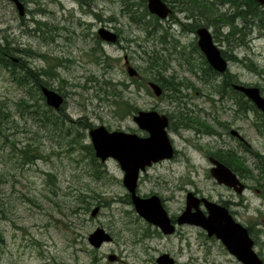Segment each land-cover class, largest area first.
<instances>
[{"label": "rangeland", "instance_id": "obj_1", "mask_svg": "<svg viewBox=\"0 0 264 264\" xmlns=\"http://www.w3.org/2000/svg\"><path fill=\"white\" fill-rule=\"evenodd\" d=\"M130 2L134 4L133 13L145 14L141 0ZM122 3L123 0H42L48 14L37 13L35 18L69 27L81 36L63 34L75 42L65 48L69 44L60 41L66 56L70 55L68 58L73 60L62 62L60 48H48L30 33L26 34L35 27L31 14L26 15L29 22L21 24L25 17L20 19L8 0H0V43L9 46L14 58L24 50L29 68L44 75L47 72L48 76L41 77L42 82L65 99L60 110L50 107L45 97L40 100L41 92L32 84L35 98H40L39 103L46 107L32 114L28 109H21L22 100H30L31 104L35 100L31 101L27 88L19 85L10 70L0 65V106L9 113L7 118H0V233L4 239L0 244V264H158L163 254H169L176 264H241L220 240L209 237L199 227L176 225L175 234L167 236L139 216L134 205L128 202L124 172L115 159L102 163L95 156L99 170L104 172L102 178L95 175L92 156L73 143L75 137L68 133V128L75 135L80 131L82 145H92L89 133L99 126L109 131L142 134L133 121V114H125L117 105L119 100L111 96L122 88L108 89L105 82L110 81L128 86L123 95L135 108L172 112L181 125L195 123V129L185 130L181 126L182 130L169 132L180 154L176 159L147 168L139 180V195L159 196L171 219L184 211L189 192L211 202L228 203L235 219L252 229L255 251L264 259V189L255 180L241 177L248 186L241 196L219 185L210 174L209 159L217 158V152L225 156L232 150L246 158L247 167L253 170L255 160L244 147L260 154L263 151L264 136L255 127L256 116L244 117L236 113L233 102L221 101L212 95V85L200 81L185 65V59L179 57L184 48L190 54L195 40V34L182 31V24L189 22L187 13L179 12L176 7L173 17L177 20L172 23L149 14L134 22L133 16L123 11ZM30 6L36 8L37 4L31 2ZM97 15L105 19L113 16L123 28L120 44L105 43L101 53L95 56L92 52L95 44L82 38V33L87 31V25L91 27L90 33L103 26ZM210 29L214 35V28ZM162 37L167 44H162ZM175 41H178L177 51L173 48ZM215 42L220 49H228L218 40ZM33 50L44 53L46 58L31 57ZM228 53L246 63L252 62L256 70L249 69L245 63L230 61L227 74L242 84L264 89V31L256 29L248 46ZM156 54L167 63L166 69L159 68V74L149 64ZM93 58L101 61L96 63ZM126 58L138 72L136 77L129 76ZM224 75L219 73L217 84L222 83ZM170 80L184 86L190 83L194 89L182 87V99L177 102H172L169 91L165 92L166 99L157 98L149 82L163 87ZM207 94L213 101L204 97ZM46 111L51 118L60 120L54 127L46 123ZM67 117L68 121L62 120ZM197 120L204 122L212 134H206V127ZM80 124L91 128L84 129ZM221 124L229 125L228 130ZM177 127L178 124L174 125ZM231 130L238 131L246 143L231 135ZM27 144L38 149L39 159L23 164L17 150ZM79 198L86 202L80 203ZM97 207L99 213L94 217L92 212ZM98 228H103L113 240L95 249L88 239ZM110 256H116L117 260L110 261Z\"/></svg>", "mask_w": 264, "mask_h": 264}, {"label": "water", "instance_id": "obj_2", "mask_svg": "<svg viewBox=\"0 0 264 264\" xmlns=\"http://www.w3.org/2000/svg\"><path fill=\"white\" fill-rule=\"evenodd\" d=\"M22 11L19 0H11ZM151 14L161 19H167L172 10L163 0H147ZM264 6V0H255ZM22 13V12H21ZM101 38L108 43H115L117 34L101 29ZM198 46L206 57L210 66L220 74H225L229 69V61L223 56L221 49L215 43L211 30L200 27L197 32ZM127 60V59H126ZM130 77H136L138 72L132 67H127ZM149 87L156 97L163 94L161 86L150 82ZM236 91L242 92L257 108L264 113V97L260 89L253 86L233 84ZM43 95L49 106L60 109L64 99L55 90L42 87ZM134 122L140 130L147 132V137L137 133L124 131H109L105 126L92 129L89 133L95 156L105 163L108 159H115L124 172L123 184L131 196L135 210L148 223L157 226L165 235H173L176 225H193L207 232L208 236L216 237L241 264H264L263 260L254 249L255 242L248 229L236 221L230 210L218 203L206 198L199 199L193 192H189L186 198V208L173 223L161 198L157 195L141 197L137 193L139 179L142 173L153 164L174 157V147L167 131L169 119L157 111H139L134 117ZM231 135L242 142L245 139L236 130H231ZM212 163L211 176L219 185L233 189L238 195H242L245 185L237 174L225 164L210 159ZM204 203L208 212L206 215L201 210L200 204ZM99 207L93 210L92 216H97ZM89 243L95 249H100L105 243L111 242L112 236L103 228L96 229L89 236ZM110 261L117 260L116 256H110ZM158 264H175V260L169 254H163L157 260Z\"/></svg>", "mask_w": 264, "mask_h": 264}, {"label": "trees", "instance_id": "obj_3", "mask_svg": "<svg viewBox=\"0 0 264 264\" xmlns=\"http://www.w3.org/2000/svg\"><path fill=\"white\" fill-rule=\"evenodd\" d=\"M166 2L172 3L173 7L179 10V12H185L187 13V21L183 26H189L192 29H198L200 27H207L210 29V27L214 28V39L218 40L219 42L225 44L228 49L222 50L223 56L228 61H235V62H241L242 64L245 63L246 67L252 70H256V66L252 63H246L244 59H238L237 56L233 54H229L228 51H234V49L238 47H244L248 46L251 41V35L256 32L257 30L264 31V7L261 6L257 1L255 0H164ZM145 7V14H139V13H133L130 12L133 16V21L137 22V18L140 19L147 15L149 13L147 6ZM226 7V8H225ZM224 8V11L222 9ZM129 13V14H130ZM155 17V16H154ZM191 17V18H190ZM138 18V19H139ZM157 18V17H155ZM193 18V19H192ZM158 19V18H157ZM159 20V19H158ZM203 22V23H202ZM178 23V22H177ZM181 23V22H180ZM183 23V22H182ZM222 29H225L227 31L225 34L221 31ZM162 44H165V38L162 37L161 40ZM8 45H3L0 43V65H2L4 68L10 70L11 77L23 87L27 88V93L30 96L31 101H34V104L30 102V100H22L20 104H22V108L24 110H29V112L35 113V111H39L41 107H46V104H40V100H44V96L41 92V89L43 86H47V83H43L41 80V77H44L45 75L48 76V74L45 73H36L33 72L31 68H29L28 65H24L23 63L19 64H13L10 63L8 60H6L3 56V52L7 51L9 54H11L8 50ZM193 51L197 57H202L205 59L204 55L200 51V48L197 46V43H195L193 46ZM173 48L175 51L178 49V41H175L173 44ZM185 50V49H184ZM182 50L179 52L180 58H186V54ZM104 55V54H102ZM191 57V55L188 56V59ZM158 55L152 56L150 58L149 64L150 68L154 73H158L161 71V69L167 68L166 60H159ZM206 69V68H204ZM212 73L210 72V76H207L208 74L205 73V84H211L213 89L214 96L219 97L221 101H231L233 102V105L236 107V113L244 114V117H247L249 115L250 109H254L255 112L258 114L257 120L254 123L257 131L264 136V114L257 109L256 105L244 98V95L240 92L235 91L232 88V76L231 74H225L222 83L217 84V78L219 77V73H217L213 68L210 69ZM45 72V71H44ZM173 80V79H172ZM172 80L167 81L165 83L164 88L165 91H169L170 93V99L172 102H177L182 99V87L188 88L189 86H184L182 83H174ZM155 82H160L159 79L154 78ZM36 83L37 87L34 86V88H38V90L41 92V99L35 98V94L32 92L31 85ZM134 83H138L137 80H134ZM105 85L107 88H122L121 91H117L116 93H111V96L115 98V100H119L117 102V105L121 108L122 111L125 112V114H134L138 111V108H135L132 106L127 99H125V96L123 95V91L128 88V86L125 83H119L114 84L111 81L105 82ZM138 86V85H137ZM167 97V94H165ZM40 99V100H39ZM210 101H213V97L208 98ZM37 108V110H35ZM46 115V123L55 126L56 120L54 117H50L48 111L45 112ZM9 113L4 112V108L1 104L0 106V118H7ZM67 120V119H62ZM61 120V121H62ZM199 125L206 127V134H211L212 132L207 129V126L204 125V122L201 123V121H196ZM67 123V122H66ZM64 123L60 128L62 129L65 127ZM206 124V123H205ZM80 127H83L84 129L91 128V125L86 124H80ZM78 127V129L80 128ZM68 133H71L72 137H75L73 139V143L77 144L78 146H82V149L87 151L91 156L92 160L94 162V165L96 166V174L98 178H102L104 172L102 170H99L97 163L95 162V153L93 146L91 144L88 145H82V135L79 130H77L76 135L75 132H73L70 128H68ZM84 136V135H83ZM245 150L250 153L252 158L255 160V168L254 171H257V175H254V171L250 170L247 167L246 158H242L241 156L237 155L235 152L228 151L225 156L222 155L221 152H217L218 155L217 159L226 164L228 167H230L234 172H236L241 178L245 179H253L255 180L262 189H264V147L263 151L261 152V155L259 152L252 151L247 147H244ZM18 155L20 159L23 161V164H30L33 163L36 159H39V153L38 149L33 148L32 144H27L24 148L17 150ZM101 166V165H99ZM128 202L132 204V199L130 194L127 196ZM78 201L80 203H85L86 201L83 198H79ZM251 235L253 234L251 228H248ZM254 235V234H253ZM3 235L0 233V244L3 243Z\"/></svg>", "mask_w": 264, "mask_h": 264}, {"label": "flooded vegetation", "instance_id": "obj_4", "mask_svg": "<svg viewBox=\"0 0 264 264\" xmlns=\"http://www.w3.org/2000/svg\"><path fill=\"white\" fill-rule=\"evenodd\" d=\"M12 5H13V7L15 8V10H17V12H18V15L20 16V19L21 18H24V19H21V24H27L29 21H27L26 19V15H29V14H31V21L35 24V27H34V29H32V31H30V32H26V34H28V33H30L31 35H33L40 43H43V44H46V45H48V48H49V46H56L57 48H60V52L63 54V57H62V62H64V61H66V62H68V61H73L71 58H68V56H70V55H68V56H66V54L64 53L65 51H64V49L61 47V44H60V41L61 40H63L64 42H65V44H69L68 46H65V48H69V46H72L73 45V43L75 42V40H72V39H70L69 37H67V36H63V34H67V33H70V35L72 36V37H75V36H79V37H81L80 36V34H78L77 32H74V31H71V29L69 28V27H66V26H64V27H61V26H59V25H53V24H51V23H49V22H44V21H42V20H39L38 18H35L36 17V14L37 13H40L39 15L41 16V15H47L48 14V11L46 10V8H44V6H43V4H42V0H19V2L21 3V5H22V11L21 10H19V8H18V6H17V4L16 3H14V2H12L11 0H8ZM131 0H123V6H124V8H123V11L124 12H127L128 14L130 13V12H132L133 11V9H132V6L134 5V4H132V5H130V2ZM31 2H33V3H35V4H37V7L36 8H30L31 6H30V4H31ZM84 2H85V0H84ZM141 3L142 4H144V6H147L148 7V1L147 0H141ZM169 5V7H170V9L172 10V13L170 14V16L167 18V19H161V18H159L158 16H156V15H153V14H151V13H148L150 16H152V17H157L158 19H160L161 21L162 20H165V21H168V22H173V21H175V20H177L176 18H174L173 17V15H174V7L173 6H170V4H168ZM128 6H129V9H127L128 8ZM262 6V5H261ZM264 7V6H263ZM130 9H132V10H130ZM22 12V13H21ZM150 12V11H149ZM145 13V12H144ZM131 14V13H130ZM67 19H68V17L66 18V21H67ZM97 19L99 20V22L101 23V24H103V26L102 27H100V28H98V30L97 31H93V33H90V29H91V27H88V25H87V31L86 32H83L82 34H83V37L82 38H84L86 41L87 40H92L93 42L92 43H94L95 44V46H94V48H93V50H92V52L93 53H95V56H96V53L97 52H100L101 53V50H103V44H107V42H105L102 38H101V35H100V33H99V31L101 30V29H107V30H109V31H111V32H113V33H115V34H117V36H118V39H117V41L115 42V43H108V44H112V45H117V44H120V41H121V34H120V31H121V28H123L122 27V23L121 24H118L119 22H118V20L117 19H115L113 16H110V17H108L107 19H105V18H103L101 15H97ZM65 20V19H64ZM108 22V23H107ZM86 29V28H85ZM199 29V28H198ZM198 29H192V28H190L189 26H183V28H182V31L183 32H191L192 34H195V40H194V42H192L191 43V46H190V54H189V52L187 51V50H184V52H185V54H186V58H185V65L188 67V69L190 70V72H192V73H194L195 75H197L198 76V78H199V80L200 81H202V82H205L206 80H205V78H206V75H205V73L206 74H208L207 76H210V72L212 73V71L210 70L212 67L210 66V64L208 63V61H207V59H206V57H205V59L204 58H202V57H200V58H198L197 57V55H196V57H195V53H194V51H193V45L195 44V43H197V46H198V36H197V34H196V32H197V30ZM30 35V36H31ZM92 36V37H91ZM165 44H167V43H165ZM185 49V48H184ZM21 53H18L19 54V57L18 58H14V57H12L13 55L12 54H9L7 51H4L3 52V56L2 57H4L6 60H8L10 63H13V64H19V63H23L24 65H27L26 63V60H25V55H24V50H21L20 51ZM1 53V52H0ZM188 53V54H187ZM102 54H104L103 53V51H102ZM189 55H191V57L188 59V56ZM46 55L44 54V53H36V52H34V50H33V55L31 56V57H34V58H46L45 57ZM103 56V55H102ZM105 56H107V55H105ZM68 58V59H67ZM127 59V58H126ZM15 60V61H14ZM93 61L94 62H96V63H98L99 61H101L100 59L98 60L97 58H93ZM17 62V63H16ZM19 62V63H18ZM128 66H130V63H129V61H128V59L126 60V67H128ZM204 68H206V69H204ZM218 73V72H217ZM232 81H230V82H232V87H233V83L234 82H237V83H240L239 81H237V80H235L234 78H232L231 79ZM150 83V82H149ZM35 84V86H37L36 85V83H34ZM245 86H257V85H247V84H244ZM258 87V86H257ZM161 88L163 89V94L160 96V97H157V98H161V99H166L167 97L166 96H164V94H165V88H164V86L162 87L161 86ZM189 88L190 89H194V86L192 85V84H190L189 83ZM259 89H260V91H261V95L264 97V89H262L261 87H259ZM149 92V91H148ZM237 92H239V91H237ZM240 93H242V92H240ZM199 94V93H198ZM243 94V93H242ZM244 95V94H243ZM204 97H206V98H209L210 96H209V94H207V95H205ZM244 98L245 99H248L245 95H244ZM248 100H250V99H248ZM251 101V100H250ZM235 106V105H234ZM61 109V108H60ZM258 109V108H257ZM259 110V109H258ZM139 111H141V109H138V111L136 112V113H134L133 114V121H134V117H135V115H137V113L139 112ZM143 111H157V110H155L154 108H152V109H145V110H143ZM158 113H160L161 115H166L167 117H168V119H169V126H168V128H167V131H168V133L170 132V131H179V130H182V129H195L194 127V125H195V123H193V125H191L192 123H185V124H180V122H179V118H176V116L175 115H173V113L172 112H166V113H163V112H160V111H157ZM187 112H188V110H187ZM239 114H241V113H239ZM250 114H253V115H255L256 116V118H257V116H258V114L255 112V110L254 109H250V111H249V115ZM243 116H245L244 114H243ZM178 124V127L177 128H174V125H177ZM186 124H190L189 126H187ZM218 124H220L219 122H218ZM182 126V129L180 128ZM221 126H222V128L224 129V130H228V128H229V125H225V126H223V124H221ZM196 131V130H195ZM211 131V130H210ZM196 132H198V133H202V132H199V131H196ZM212 134V133H211ZM149 134L147 133V132H142V134H141V136H143V137H147ZM219 135V134H218ZM169 136H170V134H169ZM219 136H222L221 134L219 135ZM171 138V137H170ZM171 141H172V143H173V147H174V149H175V156H174V159H176V157L178 156V154H180V151L179 150H177L176 149V147H175V145H174V142H173V139H171ZM209 159H211V157L209 158ZM216 160H218L217 158H215ZM219 161V160H218ZM220 162V161H219ZM222 163V162H221ZM224 164V163H223ZM211 174V173H210ZM246 186V185H245ZM247 187L248 186H246V190H247ZM139 194V193H138ZM195 195H197V193H195ZM152 196V195H151ZM142 197H145V198H147V197H150V195H146V196H142ZM202 199V198H201ZM218 204H220V203H218ZM220 205H223V206H225V207H227L228 209H229V206H228V203H221ZM200 208H201V210H203L204 211V213L207 215L208 214V212L206 211V209H205V207H204V203H201L200 204ZM230 210V209H229ZM230 212H231V210H230ZM232 214V213H231ZM181 215V214H180ZM179 215V216H180ZM179 216H177L176 218H172V220L175 222L176 221V219L179 217ZM248 228H250V227H247V229ZM252 230V229H251ZM249 231V230H248ZM249 234H251L250 233V231H249ZM251 237L253 238V234L251 235ZM215 239H217L216 237H214ZM214 238H212V239H214ZM254 239V238H253ZM255 241V240H254ZM222 243V242H221ZM255 244H256V242H255ZM223 245V244H222ZM224 246V245H223ZM225 247V246H224ZM226 249V248H225ZM227 250V249H226ZM260 256V255H259ZM261 257V256H260ZM263 262H264V259H263Z\"/></svg>", "mask_w": 264, "mask_h": 264}, {"label": "bare ground", "instance_id": "obj_5", "mask_svg": "<svg viewBox=\"0 0 264 264\" xmlns=\"http://www.w3.org/2000/svg\"><path fill=\"white\" fill-rule=\"evenodd\" d=\"M174 1H175V0H174ZM260 5H261V4H260ZM130 10H132V9H130ZM153 15H154V14H153ZM190 18H191V17H190ZM192 19H193V18H192ZM213 37H214V36H213ZM221 51H222V49H221ZM14 61H15V60H14ZM16 63H17V62H16ZM18 63H19V62H18ZM225 74H227V73H225ZM257 88H258V87H257ZM161 97H162V96H161ZM63 99H64V97H63ZM64 103H65V99H64V102H63L62 106L64 105ZM62 106H61V107H62ZM50 107H51V106H50ZM61 107H60V108H61ZM256 107H257V106H256ZM55 109H56V108H55ZM57 110H60V109H57ZM261 112H262V111H261ZM262 113H263V112H262ZM263 114H264V113H263ZM174 156H175V151H174ZM173 158H174V157H173ZM173 158H172V159H173ZM215 160H216V159H215ZM217 161H218V160H217ZM156 164H157V163H156ZM209 237H210V236H209Z\"/></svg>", "mask_w": 264, "mask_h": 264}]
</instances>
